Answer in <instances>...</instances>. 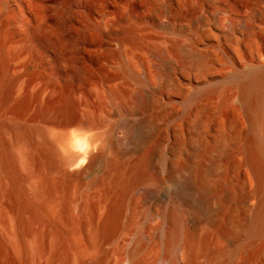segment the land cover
Here are the masks:
<instances>
[{
  "label": "rangeland",
  "instance_id": "rangeland-1",
  "mask_svg": "<svg viewBox=\"0 0 264 264\" xmlns=\"http://www.w3.org/2000/svg\"><path fill=\"white\" fill-rule=\"evenodd\" d=\"M48 6L49 24L32 40L17 38L13 18L0 22V78L5 55L30 63L8 75L0 114L20 111L35 141H52L59 151L64 136L73 151L96 136L93 151L105 157L80 179L84 189L110 165L141 164L128 197L137 214L131 223L129 212L119 220L105 244L108 261L139 231L150 251L160 243L159 228L178 224L182 246L191 236L202 247L199 264L220 244L233 263L264 264V221L255 213L264 194L254 166L264 156V90L261 98L247 90L264 64V1ZM160 249L157 264H167ZM183 256L181 247L179 261Z\"/></svg>",
  "mask_w": 264,
  "mask_h": 264
},
{
  "label": "bare ground",
  "instance_id": "bare-ground-1",
  "mask_svg": "<svg viewBox=\"0 0 264 264\" xmlns=\"http://www.w3.org/2000/svg\"><path fill=\"white\" fill-rule=\"evenodd\" d=\"M5 17L19 26L22 34L17 38L32 40L49 24L48 0H0V22ZM29 64V60L3 57L0 103L8 98V75ZM247 90L261 98L264 64L252 75ZM12 110L14 115L2 118L0 114V264H157L161 246L168 252L167 264H199L202 247L191 236L182 246L178 224L166 232L159 228L160 243L150 251L141 245L139 231L132 246L110 263L106 242L126 212L130 223L137 214L136 204H129L128 197L141 164L131 170L110 165L105 178L84 189L80 179L105 157L103 151H93L98 138L89 136L82 151H73L70 138L64 136V151H59L52 141H35L37 131L30 132L20 111ZM254 166L264 194V156L255 159ZM255 213L259 223L264 221V196ZM220 245L207 264H236ZM181 247L184 256L179 261Z\"/></svg>",
  "mask_w": 264,
  "mask_h": 264
}]
</instances>
